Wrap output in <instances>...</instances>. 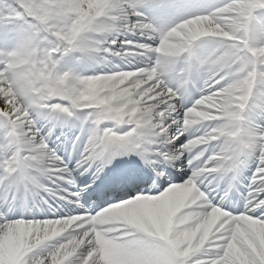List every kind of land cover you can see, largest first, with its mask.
<instances>
[{
  "label": "snow or ice",
  "instance_id": "snow-or-ice-1",
  "mask_svg": "<svg viewBox=\"0 0 264 264\" xmlns=\"http://www.w3.org/2000/svg\"><path fill=\"white\" fill-rule=\"evenodd\" d=\"M110 3L109 15L117 35L127 33L138 38L122 41L123 47L117 52L80 44L78 35L88 27V21H81L76 12L80 8L88 10L87 0H77L76 4L64 0H0V23L9 28L18 23L27 26L13 50H0V117L9 125L0 143L4 179L13 185H26L29 181L39 183L41 173L50 179L69 173L62 158L38 139L40 130L29 111L33 106L68 117L78 111L89 114L92 135L79 162L85 172L97 161L115 159L123 153L141 154L154 167L161 159L175 164L187 153L193 174L184 182L170 183L161 194H141L95 215L85 212L27 221L10 219L0 212V264H264V126H253L246 119L252 111L264 115V88H253L259 94L245 98L240 114L252 132L240 140H234L227 127L215 126L216 119L231 120L236 114L233 104L218 103L219 85L204 87L200 98L183 112L178 134L168 135L171 124L177 123L178 104L191 84L192 74L201 66L193 41L223 39L215 34L216 25L231 38L229 58L235 57L237 70L246 71L247 62L254 59L264 74V50L253 48L264 44V17L257 15L264 13V2L196 0L189 5L195 10L175 22L169 19L177 7L175 0ZM148 9L156 15H147ZM52 13H66V19L77 23L71 31H58L50 24ZM200 17H207V27L188 38L180 25L187 27L189 21L196 22ZM11 38V33L0 37ZM157 40L159 47L146 42ZM72 52L159 58L155 68L136 67L80 78L60 70V58ZM181 60L179 84L173 87V75ZM28 67L33 70L28 71ZM45 72L65 84L56 89L59 96L37 87ZM118 72L123 74L116 75ZM249 75L254 79L256 74ZM109 123L127 126L128 131L120 134L115 127L107 126ZM144 129L153 130V136L169 147L185 133L203 131L172 151L157 149L153 155L140 139ZM257 153L258 167L248 192L247 210L234 214L214 206L210 193L199 186L202 180L229 175L235 179L245 158ZM133 163L136 167L118 172L108 184L125 187L136 181H155L163 185L172 175L163 170L154 175L139 168L142 161ZM80 195L74 191L63 198L75 205ZM50 241H58L50 254L31 258L35 249Z\"/></svg>",
  "mask_w": 264,
  "mask_h": 264
},
{
  "label": "clouds",
  "instance_id": "clouds-1",
  "mask_svg": "<svg viewBox=\"0 0 264 264\" xmlns=\"http://www.w3.org/2000/svg\"><path fill=\"white\" fill-rule=\"evenodd\" d=\"M68 4H76L77 0H64ZM264 2V0H262ZM88 10L80 8L76 15L81 21H88V27L82 29L78 35L80 44L88 47H95L107 50L106 44L112 43L117 36L116 29L112 24V18L109 15L111 10L110 0H87ZM258 16L264 17V13H258ZM66 13H52L49 20L53 28L58 31H71L76 25V20H68L65 18ZM207 17H200L198 21H189L187 27L183 24L180 28L188 34V38L197 36L202 29L207 27L204 21ZM175 31V29H173ZM216 35H220L223 39L216 42H209L196 39L193 41V48L201 56V66L197 69L204 76V87L220 86V93L217 94V101L221 106L233 104L236 113L231 120H215V126L220 128L227 127L230 135L234 140H240L247 134H251L252 130L247 129L246 120L242 113L244 111L245 98L250 95H258L253 92V88H264V74L257 68L255 60L247 62L246 71H238L235 65V57H230L232 49L229 47L230 37L223 31L219 25H216ZM159 47V45L157 46ZM254 50H264V44L254 45ZM159 56L157 55V59ZM244 65H241L243 68ZM155 68V67H153ZM28 71H32V67H28ZM249 73H255V77H251ZM123 73H116L122 75ZM39 75V74H38ZM192 82V81H191ZM55 79V76L47 72L37 82V87L41 90L50 92L53 97L59 96L57 88L64 87ZM238 102V103H237ZM211 119V117H209Z\"/></svg>",
  "mask_w": 264,
  "mask_h": 264
},
{
  "label": "bare ground",
  "instance_id": "bare-ground-1",
  "mask_svg": "<svg viewBox=\"0 0 264 264\" xmlns=\"http://www.w3.org/2000/svg\"><path fill=\"white\" fill-rule=\"evenodd\" d=\"M175 2L177 4V7L174 10L173 14L169 17V19H171L173 22L179 20L183 16L195 10L189 5L195 3L196 0H175ZM146 12L148 13L146 14L149 15L150 17H152L153 13L156 14V12L152 9H148L146 10ZM21 25H22L21 23H18L9 28V27H6L3 23H0V37L8 35L9 33H11V36H12V38L8 40L0 39V47H12L14 49L16 44L19 42L20 37H22L26 31V29L25 30L21 29ZM128 39L138 40L137 37H133L127 33H121L115 37V40H116L115 44L109 41V43L106 44L105 47L110 48L112 52L120 51L121 48L123 47L122 41L128 40ZM140 42H143V41H140ZM149 44H151L153 47H157L159 45V41L158 40L150 41ZM68 55L69 57H67ZM109 60L113 61L112 66L111 65L109 66L110 70L112 72H116V71H121V70H124V71L134 70L136 67H155L157 57L151 56V57H143V58H132V57L125 58V57L110 55L104 52H98L94 55H85L80 52H72V53H69L61 57L59 63H69L72 67V71L80 72L81 73L80 75H83L99 67H103L104 66L103 61L106 62ZM172 84L173 85L175 84V87H178L179 83L172 81ZM178 109H179V112L177 114V123L171 124L170 129H169L168 135L170 137H175L178 134L180 127L182 126L181 117L185 109L182 104H178ZM29 111L31 114V118H33L34 116L38 119V121L39 120L42 121L43 124H47V122H49V125H54L56 128H63V130L55 134V136L49 137L50 138L49 141H51L52 143L53 142L55 143V141H58V139L61 138L62 135L64 136V138H70V137L77 138L76 136L81 134V138H79L76 144L75 152L76 150H78L80 154L82 155L84 154L85 147L87 146L88 140L90 138L88 137V135L89 136L92 135V128H93V125L91 124V121L89 119V114L87 112L78 111L72 117H68L64 114L55 113L50 110L42 109L39 107H32L29 109ZM246 119L253 126H256V127L264 126V115H261L258 111L250 112L246 116ZM107 126L115 127V130L117 132H123L126 130L128 131L127 126H122L121 130H118L117 127L111 123H109ZM8 128H9V125L7 124V122L4 120L3 117H0V143L4 142L6 135H2V133L6 134L8 131ZM202 131H203L202 129H194L191 133H185L184 135H199V134H202ZM152 132L153 130L151 129L142 130L140 139L142 141H145L148 138L149 139L153 138L156 142L161 143L162 148H167V149L174 148L173 145L177 143V140H174L173 145L169 147L164 142L159 141L157 137L153 136ZM75 141L76 140H73L72 142H75ZM62 144L63 143L60 141L57 142L58 147L66 148ZM256 157H258V153L256 154ZM3 159H4V155H1L0 161H2ZM181 169L184 170V168L182 167ZM192 172H193V168L189 167V169L186 170L185 173L179 176V182L181 181L184 182L186 177H188V173L191 174ZM67 176L68 175L65 174V177ZM43 180L49 181L50 178L47 175L41 173L39 182L40 181L42 182ZM252 180L251 182L250 181L248 182L247 186L251 187ZM21 184L25 188L24 190L33 188L32 181H29L26 185L23 183ZM20 185H13V184H10L7 180H5L3 169H0V191L7 189L8 192L12 191L14 193L19 188ZM244 186H246L245 181H244ZM163 187L164 186L158 187L156 192H151V190H149L148 191L149 193H146V194L155 195L156 193L161 191ZM57 243L58 241H50V242H46L45 244L39 246L31 254V258L38 259L42 256H46L50 254V252L57 246ZM206 258H211V256L206 257Z\"/></svg>",
  "mask_w": 264,
  "mask_h": 264
},
{
  "label": "rangeland",
  "instance_id": "rangeland-1",
  "mask_svg": "<svg viewBox=\"0 0 264 264\" xmlns=\"http://www.w3.org/2000/svg\"><path fill=\"white\" fill-rule=\"evenodd\" d=\"M21 24H22V25H21V26H22V28L25 30L27 26H26V25H24L23 23H21ZM60 70H61L62 72H64V73H68V72H69V70H68V69H66V70H65L64 68H60ZM68 74H69V73H68ZM70 75H71V74H70ZM71 76H72V75H71Z\"/></svg>",
  "mask_w": 264,
  "mask_h": 264
}]
</instances>
